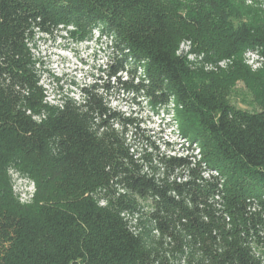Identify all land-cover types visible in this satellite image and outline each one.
I'll return each mask as SVG.
<instances>
[{"label":"trees","instance_id":"trees-1","mask_svg":"<svg viewBox=\"0 0 264 264\" xmlns=\"http://www.w3.org/2000/svg\"><path fill=\"white\" fill-rule=\"evenodd\" d=\"M63 32L112 52L53 101L38 35ZM250 53L264 59V10L245 0H0V264H264V69ZM120 94L173 109L200 155L168 153ZM14 172L35 186L28 203Z\"/></svg>","mask_w":264,"mask_h":264},{"label":"rangeland","instance_id":"rangeland-1","mask_svg":"<svg viewBox=\"0 0 264 264\" xmlns=\"http://www.w3.org/2000/svg\"><path fill=\"white\" fill-rule=\"evenodd\" d=\"M245 3L247 6L264 10V0H245ZM38 37L36 55L44 61L42 67L45 70L42 82L53 101H57L63 95L77 97L79 86L91 83L100 74V67L106 65L112 52V49L109 48V40L100 38L97 34L92 40L85 42H74L64 32L54 36L39 34ZM185 50H187L186 46H184ZM247 62L254 70L264 69V61H259L254 56H248ZM116 97L113 105L118 109L125 113L142 114L140 116V119L143 120L141 127L147 129L150 134H155L161 140L171 141L176 147H179L180 143L184 141L178 135L177 128L173 124V122L175 123L173 109H168V112L161 110L157 115L145 103L140 107L134 104L132 95L120 94ZM250 99V93L240 82L234 97L235 103L240 107H250L248 103ZM162 150L164 149L162 148ZM12 183L20 201L22 203L30 202L35 191L33 182L14 172L12 173ZM151 236L152 239L158 238L154 231Z\"/></svg>","mask_w":264,"mask_h":264},{"label":"built area","instance_id":"built-area-1","mask_svg":"<svg viewBox=\"0 0 264 264\" xmlns=\"http://www.w3.org/2000/svg\"><path fill=\"white\" fill-rule=\"evenodd\" d=\"M184 46H186V48H187V50H188V48H189V44H188V43H184V44L182 45V49H183V50H184ZM187 50H185V51H187ZM248 56H254V57L257 58V60H259V61H260V60L264 61L263 58L259 57L258 55H255V54H253V53L248 54L247 57H248ZM162 110H163V109H162ZM163 112H164V110H163ZM173 126H174V125H173ZM175 127L177 128L176 124H175ZM177 133H178V135H179L182 139H184V141H182V142L180 143L181 145H180L179 147H176L171 141H165V140H162V143H163V142H170V143L172 144L171 147H173V151H172V152L167 151V152L170 153V154H179V155H182V154H190V155H192V154H193V149H195L194 154H196V155L199 156V155H200V153H199V152H200L199 147H198L196 144H193V148L187 150L186 148L190 146V141H189L187 138L182 137V136L179 134L178 128H177ZM161 146H162V148H163L164 150H167V149H165L164 144H163V145L161 144ZM211 172H212L213 174H215V175L218 174V172L215 171V170H212ZM211 172H210V171H205V172H204V176H205V177H209V175H210ZM154 233L157 234L158 237H159V233H158L157 231H154ZM255 250H256V252H259V254H260V252H262V251L264 250V248H262L261 250H259L258 247L255 246ZM184 262H185V260L183 261V263H184Z\"/></svg>","mask_w":264,"mask_h":264}]
</instances>
